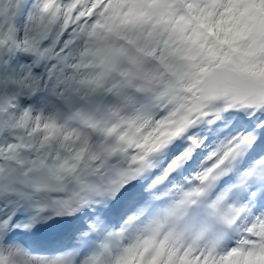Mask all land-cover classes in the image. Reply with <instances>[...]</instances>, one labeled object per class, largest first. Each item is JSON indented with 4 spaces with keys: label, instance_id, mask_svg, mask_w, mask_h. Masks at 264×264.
<instances>
[{
    "label": "snow or ice",
    "instance_id": "1",
    "mask_svg": "<svg viewBox=\"0 0 264 264\" xmlns=\"http://www.w3.org/2000/svg\"><path fill=\"white\" fill-rule=\"evenodd\" d=\"M0 264H264V0H0Z\"/></svg>",
    "mask_w": 264,
    "mask_h": 264
}]
</instances>
